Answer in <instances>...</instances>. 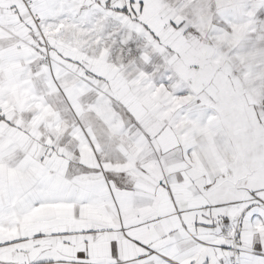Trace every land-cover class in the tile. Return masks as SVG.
<instances>
[{"label":"snow or ice","instance_id":"obj_1","mask_svg":"<svg viewBox=\"0 0 264 264\" xmlns=\"http://www.w3.org/2000/svg\"><path fill=\"white\" fill-rule=\"evenodd\" d=\"M0 264H264V0H0Z\"/></svg>","mask_w":264,"mask_h":264}]
</instances>
